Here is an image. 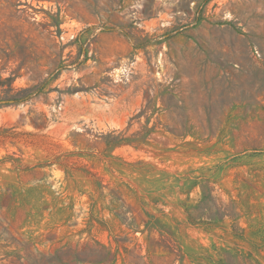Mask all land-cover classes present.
I'll use <instances>...</instances> for the list:
<instances>
[{"label": "rangeland", "instance_id": "374dc122", "mask_svg": "<svg viewBox=\"0 0 264 264\" xmlns=\"http://www.w3.org/2000/svg\"><path fill=\"white\" fill-rule=\"evenodd\" d=\"M8 83L31 94L0 100V264L25 256L11 237L97 241L99 264H172L169 240L173 264L227 246L264 264V0H0ZM206 180L237 222L186 221ZM141 209L135 231L115 214Z\"/></svg>", "mask_w": 264, "mask_h": 264}, {"label": "trees", "instance_id": "16d2710c", "mask_svg": "<svg viewBox=\"0 0 264 264\" xmlns=\"http://www.w3.org/2000/svg\"><path fill=\"white\" fill-rule=\"evenodd\" d=\"M9 80V79H8ZM12 90L10 83L7 84V88L3 90L4 95L0 96V100L19 102L27 98L31 92L29 88L21 89L15 95H7ZM143 205V202L139 203ZM237 205L233 199L224 200L215 193L214 187L205 181L201 184V197L195 204L189 205L186 210V221L191 225L211 224L213 222L221 221L225 218L237 222L240 215L237 212ZM119 219L126 223L128 228H133V231L139 228L140 223L148 225L151 220V216L144 209L133 210L129 216L123 212H115ZM147 218V219H146ZM238 229H241L238 227ZM12 243H15L19 248L23 249L25 256L21 254L16 255L15 263L17 264H99L105 262L109 250L99 244L97 241L93 243L89 242H76L65 243L54 250L49 251H35L31 250L29 242H21L15 238H10ZM161 245V244H160ZM167 251L165 256L172 257V264L179 249L175 251L177 247L174 242L169 240L167 243L162 244ZM149 247H153V244H149ZM155 248H153L154 250ZM117 252L112 254V258L108 260V264H113L116 261ZM215 264H260L251 253L244 252L236 246H227L220 248L218 252Z\"/></svg>", "mask_w": 264, "mask_h": 264}]
</instances>
